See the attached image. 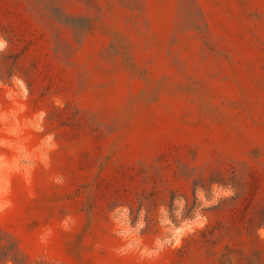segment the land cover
Returning <instances> with one entry per match:
<instances>
[{"label":"rangeland","instance_id":"obj_1","mask_svg":"<svg viewBox=\"0 0 264 264\" xmlns=\"http://www.w3.org/2000/svg\"><path fill=\"white\" fill-rule=\"evenodd\" d=\"M0 38V264H264V0H0Z\"/></svg>","mask_w":264,"mask_h":264},{"label":"clouds","instance_id":"obj_2","mask_svg":"<svg viewBox=\"0 0 264 264\" xmlns=\"http://www.w3.org/2000/svg\"><path fill=\"white\" fill-rule=\"evenodd\" d=\"M6 47V41L0 38V51H3Z\"/></svg>","mask_w":264,"mask_h":264},{"label":"trees","instance_id":"obj_3","mask_svg":"<svg viewBox=\"0 0 264 264\" xmlns=\"http://www.w3.org/2000/svg\"><path fill=\"white\" fill-rule=\"evenodd\" d=\"M15 248V247H14ZM11 254H10V252L9 251H6L5 253H4V256H5V259L7 260V259H9V256H10Z\"/></svg>","mask_w":264,"mask_h":264}]
</instances>
